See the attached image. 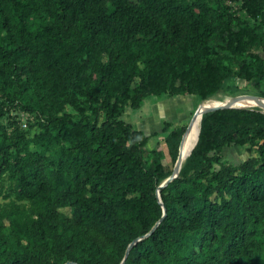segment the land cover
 <instances>
[{
	"label": "trees",
	"instance_id": "1",
	"mask_svg": "<svg viewBox=\"0 0 264 264\" xmlns=\"http://www.w3.org/2000/svg\"><path fill=\"white\" fill-rule=\"evenodd\" d=\"M10 1L19 35L0 0L1 67L14 80L25 78L15 100L0 99V118L16 106L35 112L39 133L32 141L42 148L30 150L24 132L0 141V180L6 176L31 210L16 227L15 213L0 208V264H120L129 245L123 264H264V110H204L180 172L161 188L169 174L160 150L146 162L148 136L118 116L119 103L139 108L149 90L222 98L233 76L205 62L208 42L223 38L222 8L209 0H42L49 21L32 33L20 0ZM229 17L237 37L264 53L262 34L247 19ZM31 40L53 79L24 100L36 78L27 57ZM162 57L170 83L150 86ZM263 75L264 56L257 71L241 77L259 82ZM64 104L78 116L63 112ZM185 130L164 137L173 161L191 126ZM229 145L255 155L223 163Z\"/></svg>",
	"mask_w": 264,
	"mask_h": 264
},
{
	"label": "rangeland",
	"instance_id": "2",
	"mask_svg": "<svg viewBox=\"0 0 264 264\" xmlns=\"http://www.w3.org/2000/svg\"><path fill=\"white\" fill-rule=\"evenodd\" d=\"M209 2L211 5L222 8L224 14L221 20L223 22L221 30L223 38H214L208 42L205 62L213 71L220 74L227 73L233 76V78H227L225 80L226 85L229 86L223 94H219L222 97L219 99L229 102L232 99L244 96L264 98V75L259 82H256L257 79L255 77L250 80L241 77L246 70L257 71L264 53L258 46V43L256 46H252L244 43V38L241 40L237 37L236 30L238 28L233 26L235 22L229 17V14L232 13L241 19H247L255 27L256 32L262 34L260 38L264 42L263 2L260 3V0H209ZM2 3L10 14V22L14 32L19 35L18 19L14 13L11 1L2 0ZM20 3L21 11L29 31L32 33L38 30L41 31L45 23L49 21V16L44 9L43 1L20 0ZM32 43L31 40V44L27 47V57L33 60L30 67L33 69L36 78L33 79L32 85L29 86L28 90L24 92V100L35 95V88L39 85L38 83L44 80L52 81L53 79V76L48 72V68L40 62L42 60L40 51H37ZM129 47L131 49H137L139 46L131 44ZM181 57L182 63L184 64L183 67L186 68V57ZM1 65L2 62L0 60V99L4 100L5 103H9L17 97V94L15 95L16 88H19L18 84L24 81L25 76L21 75V80H14V76L8 77V75H5L7 69H4L5 67H1ZM158 65L159 67L156 68ZM155 68L153 67L154 75L151 74L149 76V85H155V87L157 85H168L171 77V66L168 59L166 57H162V59L158 58ZM137 81L138 78L131 84V88L138 83ZM50 85H47V89L42 91L48 92ZM201 101L197 96L188 93L169 95V92H163L155 94L149 90L148 97L142 100L139 108H131L124 102L119 103L118 106L120 108L118 111L120 113H118V116L131 123L134 128L142 130L148 136L144 157L145 161L149 163L152 156V149L158 148L161 154L158 158L159 163L170 176L174 171L176 161H173L170 157L164 142V137L172 129L179 127L190 128L188 124ZM246 107H255L264 110V107L258 105H246ZM63 108V112L69 113L74 117L78 116V112L70 105L64 104ZM38 119L35 112L24 110L18 106L7 110L0 118V141L4 139L5 142H10L15 134L24 132L25 137L30 141V150L41 149L42 147H39L36 142L32 141V137L39 133V128L35 124ZM193 122L194 119L191 124V130ZM251 155H255L253 149L247 150L245 146L229 145L224 147L220 160L223 163H239ZM23 203L25 204L23 205ZM29 205V202L20 201L15 198L13 188L7 177L4 176L0 180V208L11 210L15 213L13 216V224L16 227H20L19 225L24 222L25 215L31 212ZM62 210L67 215L70 214L69 209L64 208ZM5 224L6 233L10 234L11 228L9 222L6 221ZM259 257L264 258V247L260 250Z\"/></svg>",
	"mask_w": 264,
	"mask_h": 264
},
{
	"label": "water",
	"instance_id": "3",
	"mask_svg": "<svg viewBox=\"0 0 264 264\" xmlns=\"http://www.w3.org/2000/svg\"><path fill=\"white\" fill-rule=\"evenodd\" d=\"M258 97V96H256ZM259 99H264L262 97H258ZM249 99H252V96H244V97H240V98H236V99H232L230 100L227 104H222V105H217V106H212V107H201L200 105L197 106L194 114H193V117L191 119V121L189 122L188 126L192 124V121L193 119L196 117V115L198 113H201L202 110H205L206 112H209V111H213V110H216V109H221V108H230V107H236V108H240V107H246V105H241V103L243 101H247ZM188 128V127H187ZM187 129L185 130V133H186ZM184 133V134H185ZM199 134V132H198ZM184 136V135H183ZM182 136V137H183ZM197 139H198V135H197ZM181 144H182V140H181ZM180 150H181V145H180V148H179V151H178V156H177V159H176V165H175V168H174V171L172 172V174L170 176H168L160 185H159V188L165 186L170 180H172L178 173L179 169H180V164H179V156H180ZM157 198H158V201L161 202V199H160V194H159V191L157 190ZM160 222V220L152 227L151 231L155 228V226ZM148 234H145L144 236H146ZM140 237L136 238V240H139ZM129 248H130V245L128 246V248L126 249V252H125V255L121 261L120 264H123L124 263V260L126 258V256L128 255V252H129ZM64 264H77V263H74L72 261H66Z\"/></svg>",
	"mask_w": 264,
	"mask_h": 264
},
{
	"label": "bare ground",
	"instance_id": "4",
	"mask_svg": "<svg viewBox=\"0 0 264 264\" xmlns=\"http://www.w3.org/2000/svg\"><path fill=\"white\" fill-rule=\"evenodd\" d=\"M227 103H228L227 101H222L219 98H208V99L202 100L199 105L201 107H206L209 105H216L217 106V105H222V104H227ZM241 105H247V106L258 105V106L264 107V99L252 98V99H249L247 101H243L241 103ZM203 113H204V110H202L201 113H198L196 115V117L194 118L192 130L188 133V135L184 138V140L182 142L181 150H180V156H179L180 167L184 161V157L186 154L188 144L195 138V136L197 135V133L199 131L200 121H201Z\"/></svg>",
	"mask_w": 264,
	"mask_h": 264
}]
</instances>
